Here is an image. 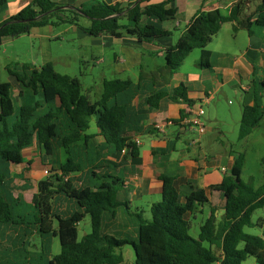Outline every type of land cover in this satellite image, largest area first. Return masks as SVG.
Segmentation results:
<instances>
[{"label": "trees", "instance_id": "16d2710c", "mask_svg": "<svg viewBox=\"0 0 264 264\" xmlns=\"http://www.w3.org/2000/svg\"><path fill=\"white\" fill-rule=\"evenodd\" d=\"M7 1L0 0V8ZM144 1L148 0L122 6L109 0H93L88 8L73 9L62 7L64 4L55 0H32L0 21V45L7 38L29 33L33 27L66 22L79 25L93 36L117 34L128 28L139 39L150 41L168 30L143 19L174 17L177 9L168 7L174 0L143 7ZM246 8L245 0H237L227 13L219 7L199 11L189 20L179 40L165 49L167 67L175 72L192 50H205L223 23L231 22L234 31L245 28L250 34L255 33L256 27L264 28V0L258 4L255 17L247 15ZM79 16L90 18V25L80 24ZM200 65L205 62L201 60ZM7 69L18 81L21 104L16 113L14 84L0 80V264H124L121 248L126 244L135 250V264H242L249 255L264 264V235L245 230L255 225L253 213L264 206V182L256 186L254 176L247 181L242 179L245 153H237L231 172L223 176L218 186L225 197L223 215L218 219L213 212L201 225L199 236L194 237L188 215L208 199L205 190L192 182L187 187L194 189V199L182 202L175 177L163 175L162 198L152 203L148 219L143 211L132 209L129 201L119 200L118 194L124 188L120 176L93 173L95 179L85 186L74 184L69 177L84 169L74 145L81 141L93 117L109 153L124 150L128 157L139 155V144L130 135L131 129L125 127L128 106L119 103V96L133 89L131 79L105 80L101 98L92 102L83 92L82 80L57 71L51 61L40 66L30 62L10 64ZM257 85L253 104L243 107L239 139L251 134L264 117V81ZM167 95L163 91L151 94L146 104L158 108ZM171 97H182L193 105L184 84L176 87ZM174 122L180 123V119ZM34 144L48 155L63 147L68 157L60 165V173L55 170L41 179L31 201H27L22 194L16 196L11 191V164L24 162V149ZM60 193L75 206L63 215L55 212L54 199ZM120 207L136 218L137 237L105 231L106 221L114 219ZM86 215L90 216L92 230L79 239L78 225ZM56 236L61 251L53 254ZM34 237L40 240L39 250L32 249Z\"/></svg>", "mask_w": 264, "mask_h": 264}, {"label": "crops", "instance_id": "0c3cea01", "mask_svg": "<svg viewBox=\"0 0 264 264\" xmlns=\"http://www.w3.org/2000/svg\"><path fill=\"white\" fill-rule=\"evenodd\" d=\"M31 1L8 0L0 8V21L15 14ZM55 1L70 5L73 9L88 8L92 5L91 3L90 6H87L86 0ZM132 1L138 2V0H109L112 4L119 3L122 6H126ZM160 1L163 0H148L142 2L141 5L144 7L149 3ZM236 1L174 0L168 4V7L177 9L174 17L163 20L143 19L146 23L150 22L168 30L166 34L157 36L150 41L139 39L135 34L129 33L128 28L121 29L117 34L101 33L98 36H93L79 25L66 22L79 34H88L92 37L91 42L94 45L99 44L104 48L118 47L119 51L114 50V77H107L103 65L99 68L102 92L95 101L99 100L103 94L105 80L121 78L133 81V89L130 92L122 93L119 96V103L128 106L129 111L127 118H125V127L131 129L130 135L138 141L140 147V153L136 157H128L124 150L109 153L105 137L97 126L96 118L93 117L90 127L84 133L81 141L74 145L79 159L85 163L83 170L69 174L74 184L90 185L95 179L93 173L98 174V172L120 176L124 180V188L118 194L119 200L129 201L132 209L143 211L145 216L152 203L162 198L163 181L161 177L163 175L174 176L182 202L194 199V189L187 187L189 182L205 190L208 201L197 204L195 212H190L188 215L190 221L198 211L205 212V220L213 212L218 219L223 215L225 197L218 186L222 182L223 176L231 172L237 153L231 151L229 154H223L219 151L218 154H215V152L209 151L206 145L203 147L206 132L199 133L196 139L188 138L191 132L197 131L183 126L179 122L167 124L162 129L156 128V124L165 123L169 119L178 121L181 118L189 103L182 97H171L175 88L181 84H184L186 96L193 101L195 106L201 104V99L205 94L213 93L214 98L212 100H215L216 91L227 94L229 90L235 91L239 95L241 111L245 105L253 104L257 84L264 81V28L256 27L255 33L250 34L245 28L234 31L230 22V27L234 33L230 34L228 38L226 37V43L217 42L215 45L209 46L210 43H214L215 37L218 39L219 31L205 50L200 49V52L195 54L192 68L188 71H181L179 68V70L171 72L166 61L164 64L156 63L154 60H148V57L165 58V49L179 40L189 20L199 11L219 7L227 13ZM253 1L245 0L246 13L255 17L260 2L253 7ZM222 8H225L226 11ZM88 19V25L82 24L83 26L90 25L91 20ZM125 21L127 23V20ZM226 23H223L221 29L227 27L225 26ZM226 29H229V26ZM21 36L31 37V39H38L39 41L42 63L37 64L35 61L30 63L40 66L48 61L53 62L52 38L60 37V32H55L53 24L47 23L33 27L29 33ZM14 39L8 41L12 43ZM93 58H95L96 63L105 61V57L98 55H94ZM201 60L205 62V65H200ZM133 69L135 70L133 75L123 77L124 73H129ZM12 84H14L15 92L19 84ZM162 91L169 95L160 100L158 108L146 104V98L149 95ZM261 94L263 95L264 110V91ZM17 96L19 97V95ZM93 120H95V125H93ZM24 155V162L11 164V170L14 171L12 186L14 189L20 190L17 195L29 189H35V193L38 189V182L44 179L32 177V166L36 155H38L37 157L44 167V173L47 175L55 173V170L59 172V166L68 157V153L63 147L56 148L54 154L48 155L44 154L37 144L24 149ZM53 155H57V158H54ZM56 161L58 166L54 164ZM91 168H96V170L91 171ZM114 169L116 173H114ZM54 200L56 202L55 212L58 214L63 215L75 209L73 202L64 194H56ZM145 217L150 219L148 216ZM137 228L136 218L127 212L125 207H120L118 215L105 223V231L117 236L135 238L137 237Z\"/></svg>", "mask_w": 264, "mask_h": 264}, {"label": "rangeland", "instance_id": "374dc122", "mask_svg": "<svg viewBox=\"0 0 264 264\" xmlns=\"http://www.w3.org/2000/svg\"><path fill=\"white\" fill-rule=\"evenodd\" d=\"M228 1V0H225ZM261 0H254L252 6ZM92 0H86V5L90 6ZM226 11L225 8H222ZM67 15H70L66 11ZM80 24L88 25L89 19L84 16H79ZM227 27L221 29L218 39H213L214 43H210L209 46L215 45L217 42L226 43L225 39L234 31L230 27V22L226 23ZM55 32H60L59 38H52V53L53 64L57 71L66 73L71 76H77L82 80L83 92L90 95V99L95 101L102 92L101 71L99 68L104 67V73L107 77H114L113 70L115 67L114 50H118V47H102L99 44H92L88 34H79L75 29H72L68 23H61L54 25ZM229 29H226L228 28ZM12 38H7L0 45V80L10 81L12 83H18L14 75H11L7 69L8 65L14 66L16 63L23 62H36L42 63V56L40 53V44L38 39H31V37L21 36L17 37L10 43ZM200 52V49H195L186 60L180 66L181 71H188L192 68L195 54ZM94 55L105 57V61L96 63ZM148 60H154L156 63H165V58L149 56ZM199 61V60H198ZM179 70V69H177ZM138 69L136 70V72ZM135 70H131L129 73H124L123 77L127 75H133ZM20 86L17 85L16 93L14 92L15 109L16 113L20 108L21 100L17 96L19 95ZM238 91V89H237ZM17 94V95H16ZM200 105V104H199ZM205 113L203 115V121L206 125V134L203 141V147L206 145L209 151L218 154L221 151L223 154L233 151L236 153H245V164L242 171V179L247 181L250 176H254L255 185L259 186L264 182V118L261 121V125L256 127L252 134L244 139H239L240 119L242 116L239 95L235 91H227V94L221 91H216V98L210 103L203 104ZM95 125V120H93ZM198 132H191L188 138H198ZM35 157V162L32 166V177L34 178H48L49 175L44 173V167L39 159ZM57 158V155H53ZM83 161V160H82ZM223 161V158H221ZM84 163V162H83ZM55 166H58L56 161ZM85 164V163H84ZM60 167V166H59ZM96 170V168H91ZM14 172V171H13ZM12 172V175H13ZM114 173L116 170L114 169ZM100 174V172H98ZM35 181V180H34ZM37 181V180H36ZM35 181V182H36ZM12 186V184H11ZM13 187V186H12ZM14 195L20 193V190L12 189ZM35 189H29L22 193L23 197L27 201H31ZM159 199V198H158ZM160 200V199H159ZM146 209V207H145ZM145 216L151 218V211L148 209ZM205 212L198 211L196 216L191 219L190 234L194 237H198L200 228L205 220ZM254 226H247L245 230L250 233L264 235V206L258 208L253 213ZM92 224L89 215L79 223L78 225V238L81 239L85 233L91 232ZM33 250L40 249L39 238L34 237L32 240ZM208 245V243H206ZM243 243L241 246L243 247ZM61 251L60 239L58 236L53 237L52 253L57 254ZM124 255V264H135V250L131 244H126L121 248ZM264 255V250L262 251ZM242 264H262L256 260V257L249 255Z\"/></svg>", "mask_w": 264, "mask_h": 264}, {"label": "built area", "instance_id": "2783aa9c", "mask_svg": "<svg viewBox=\"0 0 264 264\" xmlns=\"http://www.w3.org/2000/svg\"><path fill=\"white\" fill-rule=\"evenodd\" d=\"M214 98L213 93L205 94L201 99V104L198 106L188 104L184 115L180 118V124L183 126H187L196 130L198 133H204L206 131V125L203 121V115L205 113V109L203 104L210 103L211 100ZM174 123V120H167L165 123H157L156 128L162 129L167 124ZM138 143V141H137ZM225 171V168H223Z\"/></svg>", "mask_w": 264, "mask_h": 264}, {"label": "water", "instance_id": "95a60500", "mask_svg": "<svg viewBox=\"0 0 264 264\" xmlns=\"http://www.w3.org/2000/svg\"><path fill=\"white\" fill-rule=\"evenodd\" d=\"M62 7H71L70 5H63ZM40 17V16H39Z\"/></svg>", "mask_w": 264, "mask_h": 264}]
</instances>
